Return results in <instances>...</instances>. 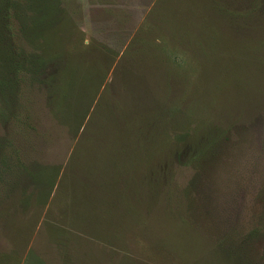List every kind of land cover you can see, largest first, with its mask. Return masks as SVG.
Returning <instances> with one entry per match:
<instances>
[{
    "label": "rangeland",
    "instance_id": "obj_1",
    "mask_svg": "<svg viewBox=\"0 0 264 264\" xmlns=\"http://www.w3.org/2000/svg\"><path fill=\"white\" fill-rule=\"evenodd\" d=\"M58 1L62 57L0 122V264H264V0ZM67 66L77 119L41 81Z\"/></svg>",
    "mask_w": 264,
    "mask_h": 264
},
{
    "label": "trees",
    "instance_id": "obj_2",
    "mask_svg": "<svg viewBox=\"0 0 264 264\" xmlns=\"http://www.w3.org/2000/svg\"><path fill=\"white\" fill-rule=\"evenodd\" d=\"M210 8L221 18L233 19V14L227 10L223 11L218 2L211 0ZM11 11L13 12L10 14ZM13 14L18 23L20 44L15 43V40L14 42L10 40L12 39L11 25ZM71 27V22L69 23V19L64 15L58 0H0V103L2 105L0 108V122L6 119L9 114H12L11 111L8 112V109H10L9 98L18 91V85L21 81L18 78V73L29 72L30 74L38 75L45 68H55L56 63L62 57L60 44L64 38L72 34ZM75 70L76 67L73 66L68 69V73L64 72L62 74L60 72L59 75L61 74L62 77L58 83L55 80L56 75L46 76L41 81L47 85L49 92L48 99L55 104L57 113L62 115V117L63 115L69 116L74 113L77 119L80 117L79 112H73L74 104L76 103L75 98L77 97H75V94H72L76 79L74 75ZM72 97L75 98L71 100ZM145 118L146 122L150 123L147 124L149 127L146 129H156V116L152 120H148L147 116ZM101 124L96 133H94V138L97 141L103 140V142L116 141L117 137L107 131L103 123ZM107 127L110 128V126ZM140 129L142 128H138L134 133L137 135L142 134L139 131ZM213 129L217 130L216 128ZM207 132L197 130L195 134L199 135V138H185V140L191 142L193 145H200L205 141V135H208L206 134ZM211 133L210 131L209 134ZM137 135L131 134V136ZM186 135L189 134H180L178 136L186 137ZM210 138L212 136L208 137V139ZM112 146V144H103L101 148H104V153H106L109 150L108 148H112ZM159 147L161 146L159 145ZM204 148L205 146L201 150L195 147L194 158L199 159L205 156L208 159L214 157L213 153H207L208 150L204 152ZM150 156L144 160V164L142 165V169L146 172L152 170ZM113 160L114 158L110 157L109 161ZM88 170L91 171V168H88ZM131 174L134 176L136 185L138 182H143V174L139 175L137 168Z\"/></svg>",
    "mask_w": 264,
    "mask_h": 264
}]
</instances>
